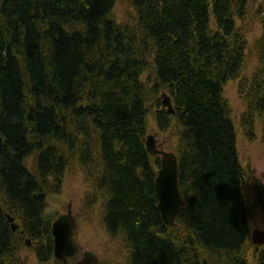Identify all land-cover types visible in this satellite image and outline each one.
Returning a JSON list of instances; mask_svg holds the SVG:
<instances>
[{
	"label": "trees",
	"instance_id": "16d2710c",
	"mask_svg": "<svg viewBox=\"0 0 264 264\" xmlns=\"http://www.w3.org/2000/svg\"><path fill=\"white\" fill-rule=\"evenodd\" d=\"M115 1H0V192L7 201H0V264H13L7 213L37 243L38 260H54L57 216L48 214L47 195L62 189L72 158L94 173L99 216L107 235L129 248L126 264H252L243 253L250 236L245 174L222 88L244 67L237 15L250 0H129L140 32L114 19ZM259 41L264 79V20ZM145 57L153 58L154 90H167L174 104V115L156 111L159 129L181 130L182 241L163 223L160 160L145 145ZM253 89L252 126L264 116V98H257L264 80ZM35 152L37 174L25 163ZM257 248L253 264H264V246Z\"/></svg>",
	"mask_w": 264,
	"mask_h": 264
},
{
	"label": "rangeland",
	"instance_id": "374dc122",
	"mask_svg": "<svg viewBox=\"0 0 264 264\" xmlns=\"http://www.w3.org/2000/svg\"><path fill=\"white\" fill-rule=\"evenodd\" d=\"M114 3L111 12L114 19L120 24L132 25L140 32V26L138 25L139 13H137L132 3L129 0H116ZM263 8L264 0H250L245 16L237 15L240 35L247 42L246 62L238 77L227 81L222 87L228 115L233 121L237 132V151L246 176L244 195L249 209L250 236L243 253L252 264L259 246L253 244L251 234L256 230L264 231V116L262 112L261 117L257 114L255 124L252 126L247 115L251 109L249 106L256 104V100H254L256 90L253 87L256 85L261 86L264 80L263 77L259 78L261 77V60L258 50L259 40L263 34ZM145 59L147 65L142 80H144L148 91L146 96L149 109L147 118L148 134L157 138V143L163 146L164 151L178 154L180 128L172 126L167 132H161L156 122V111L164 109L163 95L169 93L164 89H160L159 92L154 90L156 79L154 78L152 65L153 58L145 57ZM257 98H264L262 92ZM94 147L97 149L96 141H94ZM76 153H78L77 149ZM36 161L37 153L31 155L25 161L29 171L33 174H37ZM68 161L66 174L63 176V180L60 181L62 189L56 191L53 189L47 195L49 197L48 214L50 216L59 217L61 214L66 215L71 210L72 216L77 221V229L66 250L67 264H84L87 253H91L96 257L97 262L95 264H126L129 248H127L122 237L113 239L107 235L101 216H99V209L103 205L101 200L92 194V191L96 188L91 176L94 173L92 170L90 172L87 167L81 166L73 158ZM154 161H156L155 158ZM48 184L51 187L57 186L52 180H49ZM0 194V201L7 202L5 198H2L1 192ZM90 201L92 202L91 206L88 205ZM13 218L16 220L17 225V232H15V239L13 240L14 246H12L13 257L11 260L13 264H42L38 260L37 243L32 242L30 246L26 244L28 237L27 239L23 237L21 232L22 230L25 231L24 225L17 217ZM180 231V227L174 228L170 231V235H174L182 241L185 234ZM202 262L207 263V259H202ZM50 264H63V262H58L54 258Z\"/></svg>",
	"mask_w": 264,
	"mask_h": 264
},
{
	"label": "water",
	"instance_id": "95a60500",
	"mask_svg": "<svg viewBox=\"0 0 264 264\" xmlns=\"http://www.w3.org/2000/svg\"><path fill=\"white\" fill-rule=\"evenodd\" d=\"M163 106H168V111L173 112L172 103L164 96ZM146 147L153 156H160L161 166L155 182V191L159 202L158 209L162 215L164 224L167 226H177V218L182 207V193L179 190V168L178 157L172 152H165L158 149L156 138L154 135H147ZM14 222L12 218H9ZM76 227V220L71 214L61 215L53 224V240L55 242V257L58 260L65 258V249L68 246L71 236ZM16 226H13L15 230ZM253 242L256 246L264 245V231L256 230L253 235ZM86 264H93L96 259L93 255L88 254L84 260Z\"/></svg>",
	"mask_w": 264,
	"mask_h": 264
},
{
	"label": "bare ground",
	"instance_id": "6f19581e",
	"mask_svg": "<svg viewBox=\"0 0 264 264\" xmlns=\"http://www.w3.org/2000/svg\"><path fill=\"white\" fill-rule=\"evenodd\" d=\"M262 36H263V34H262ZM262 36H261V38H262ZM261 38H260V39H261ZM245 62H246V60H245L244 63H243L244 65H245ZM145 72H146V71H144V72L142 73V76L145 74ZM92 149H94V156H96V158H97V155H98V149H96L95 147H92ZM35 153H37V152H35ZM30 156H31V155H30ZM30 156H29V157H30ZM159 168H160V167H159ZM160 169H161V168H160ZM244 173H245V171H244ZM244 176H245V175H244ZM245 181H246V176H245Z\"/></svg>",
	"mask_w": 264,
	"mask_h": 264
},
{
	"label": "clouds",
	"instance_id": "9594fccd",
	"mask_svg": "<svg viewBox=\"0 0 264 264\" xmlns=\"http://www.w3.org/2000/svg\"><path fill=\"white\" fill-rule=\"evenodd\" d=\"M131 253H129V255H130Z\"/></svg>",
	"mask_w": 264,
	"mask_h": 264
}]
</instances>
